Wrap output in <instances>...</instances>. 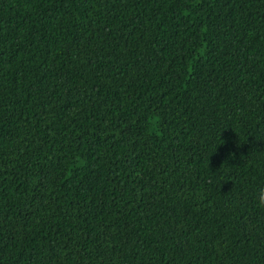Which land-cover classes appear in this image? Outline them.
I'll list each match as a JSON object with an SVG mask.
<instances>
[{"label":"trees","instance_id":"1","mask_svg":"<svg viewBox=\"0 0 264 264\" xmlns=\"http://www.w3.org/2000/svg\"><path fill=\"white\" fill-rule=\"evenodd\" d=\"M264 0H0V264H264Z\"/></svg>","mask_w":264,"mask_h":264},{"label":"clouds","instance_id":"2","mask_svg":"<svg viewBox=\"0 0 264 264\" xmlns=\"http://www.w3.org/2000/svg\"><path fill=\"white\" fill-rule=\"evenodd\" d=\"M257 206L264 209V191H261L257 196Z\"/></svg>","mask_w":264,"mask_h":264}]
</instances>
